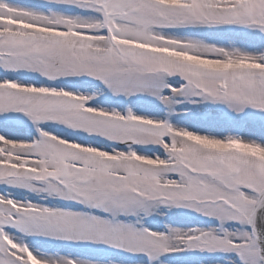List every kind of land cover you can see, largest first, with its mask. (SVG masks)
<instances>
[{
	"label": "snow or ice",
	"instance_id": "obj_1",
	"mask_svg": "<svg viewBox=\"0 0 264 264\" xmlns=\"http://www.w3.org/2000/svg\"><path fill=\"white\" fill-rule=\"evenodd\" d=\"M0 264H264V0H0Z\"/></svg>",
	"mask_w": 264,
	"mask_h": 264
}]
</instances>
